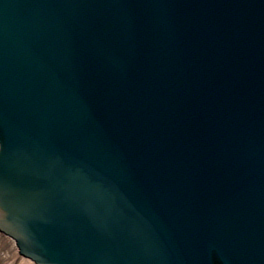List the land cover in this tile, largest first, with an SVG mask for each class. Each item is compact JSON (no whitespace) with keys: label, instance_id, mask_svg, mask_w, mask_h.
Masks as SVG:
<instances>
[{"label":"water","instance_id":"obj_1","mask_svg":"<svg viewBox=\"0 0 264 264\" xmlns=\"http://www.w3.org/2000/svg\"><path fill=\"white\" fill-rule=\"evenodd\" d=\"M0 230L37 264H264V0H0Z\"/></svg>","mask_w":264,"mask_h":264},{"label":"bare ground","instance_id":"obj_2","mask_svg":"<svg viewBox=\"0 0 264 264\" xmlns=\"http://www.w3.org/2000/svg\"><path fill=\"white\" fill-rule=\"evenodd\" d=\"M0 264H37L21 254L17 239L0 230Z\"/></svg>","mask_w":264,"mask_h":264}]
</instances>
